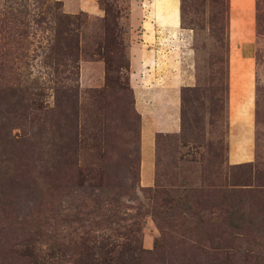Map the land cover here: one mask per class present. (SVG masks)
<instances>
[{"label": "rangeland", "instance_id": "1", "mask_svg": "<svg viewBox=\"0 0 264 264\" xmlns=\"http://www.w3.org/2000/svg\"><path fill=\"white\" fill-rule=\"evenodd\" d=\"M69 1L0 0V264H264V0Z\"/></svg>", "mask_w": 264, "mask_h": 264}, {"label": "crops", "instance_id": "2", "mask_svg": "<svg viewBox=\"0 0 264 264\" xmlns=\"http://www.w3.org/2000/svg\"><path fill=\"white\" fill-rule=\"evenodd\" d=\"M238 1V4H234L235 7L233 9V12L231 13V18H230V22H229V33H230V39L232 40L233 43H235L236 40H240L241 38H246L248 36V33L250 32V28H251V23L246 25V22L248 20H246L245 22L240 23L237 19L238 14V10L236 8V6L240 7H245L247 8L249 6V0H236ZM66 6V9L70 10V9H80V10H87V11H95L96 8L93 5H90L89 3H87L85 0H70L69 3ZM232 10V8H231ZM241 15V14H240ZM248 19L251 18L250 14L246 13L244 14ZM239 19L242 20L241 16H239ZM233 56V52H231V57ZM246 86V85H245ZM237 89H239L237 87ZM247 88H244V90H246ZM176 104L178 103H173V105H168L166 106L167 109V113H168V109H172V113L175 110ZM169 115L171 113H168ZM247 116V113L245 114ZM176 120V118H175ZM177 123V120H176ZM162 125L164 127L167 128H171V127H175L173 123L170 122V118L167 119V122L162 123ZM244 151V150H243ZM230 157V155H228ZM250 157V155H249ZM248 157V158H249ZM248 158H245L244 160H248ZM240 160H230L228 163L232 164V163H237ZM149 177H145L144 181H142V184L147 185L149 183Z\"/></svg>", "mask_w": 264, "mask_h": 264}, {"label": "trees", "instance_id": "3", "mask_svg": "<svg viewBox=\"0 0 264 264\" xmlns=\"http://www.w3.org/2000/svg\"><path fill=\"white\" fill-rule=\"evenodd\" d=\"M180 3H182V0H181V2ZM181 8H182V5H181ZM187 88L188 86H184V88ZM180 93V92H179ZM180 96H181V93H180ZM179 102H180V105H181V97H180V99H179ZM183 104V103H182ZM180 107V106H179ZM181 112H182V109H181ZM179 113H180V109H179ZM248 117V116H247ZM181 123H180V121H179V125H180Z\"/></svg>", "mask_w": 264, "mask_h": 264}]
</instances>
